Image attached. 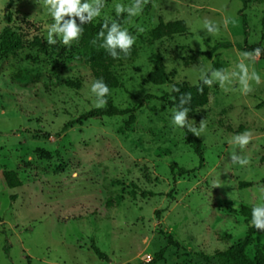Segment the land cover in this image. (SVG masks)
I'll return each instance as SVG.
<instances>
[{
	"label": "rangeland",
	"instance_id": "obj_1",
	"mask_svg": "<svg viewBox=\"0 0 264 264\" xmlns=\"http://www.w3.org/2000/svg\"><path fill=\"white\" fill-rule=\"evenodd\" d=\"M133 2L109 0L93 19L99 24L108 17L135 37L130 53L111 68L118 87L110 98L132 110L128 124L129 114L79 121L99 108L91 91L95 78L80 58L79 40L65 45L56 36L55 44L47 43L55 22L47 0H0V33L8 26L27 43L14 55L0 54V264H223L215 253L253 226L238 211L262 203L264 57L242 54L264 47V0H248L243 10L246 41L239 0H148L137 16L116 14L115 4ZM160 20H184L187 31L149 43ZM205 20L219 31L209 34ZM33 41L39 45H28ZM218 42L232 46L211 59L199 55ZM156 54L167 80L153 67ZM241 60L261 79L249 81L247 94L238 78ZM212 62L222 67L224 85L209 86L205 106L184 105L189 125L200 132L197 155L172 123L170 92L196 85ZM245 131L251 140L241 149L233 138ZM233 153L249 163H233ZM179 168L190 173L181 176ZM257 250H264L261 229L247 257Z\"/></svg>",
	"mask_w": 264,
	"mask_h": 264
},
{
	"label": "trees",
	"instance_id": "obj_2",
	"mask_svg": "<svg viewBox=\"0 0 264 264\" xmlns=\"http://www.w3.org/2000/svg\"><path fill=\"white\" fill-rule=\"evenodd\" d=\"M109 0H105L107 2ZM242 2L243 8L240 10V15L242 19V27H243V35L244 40L246 41V37L248 36V22L246 19L243 10L246 8L248 4V0H239ZM11 3V2H10ZM87 15V13H85ZM76 23L81 25V20L79 17H76ZM264 23V18H263ZM103 23L96 24L92 20L90 23L82 24L84 31L80 36L79 44L81 47V60L83 63L90 69L92 72L93 77L96 80L103 79L106 85L109 88V93L104 97L106 100V104L103 107L94 108L79 117V121H87V120H94V119H102L103 117H115V116H123L129 114L128 124L132 123L134 120V116L132 114V110L129 109H119L113 105L110 93L111 90L118 87V81L113 76L111 72L112 66L123 57L125 54L117 49L119 54V58H113L108 51L101 47L103 43V39H97L98 33L101 31ZM187 31V25L184 20H175L169 22H163L160 20L158 24L150 31L148 42L154 43L159 41L163 38H169L175 35H182ZM107 34L105 30V35ZM96 41L93 43V41ZM26 41L24 40L23 36L20 33L12 30L10 27H5L2 29L0 33V54L3 56L7 55H14L18 51L22 50L26 46ZM30 46H38L37 41H33L28 43ZM232 44L230 42H218L214 44L208 51L200 52L199 55L206 56L208 59H211L213 55L222 48H230ZM261 48V57H264V47H256ZM253 47L248 48L249 51L256 49ZM54 51H57L55 47H52ZM153 67L158 75L161 77L162 80H167V74L164 69V65L162 62V57L160 54H156L153 57ZM222 67L217 62H212L211 69L205 74L204 77L209 78L211 73L216 70H220ZM175 89H179L176 91ZM202 89V91H201ZM208 91L209 85L203 83L201 79L196 85L193 86H180L176 85L170 92L171 97L173 98V104L177 108L179 106V97L182 94L191 93V101L195 107H203L208 102ZM191 113L188 110V115ZM187 124L188 120H187ZM73 125V122L66 123L63 126V129H67ZM184 132V142L186 145L190 146L195 154L200 155L202 150V142L201 140L195 135L194 132L189 131V127L185 126L182 127ZM176 165H173L171 168L173 169ZM178 172L181 176L189 174L190 171L185 170L184 168H179ZM247 183H240V187L248 186ZM135 195V192H132ZM143 197L146 195H152L151 193H143L141 194ZM107 205L110 206L111 203L107 202ZM234 211V210H233ZM238 213L244 217L246 223H248L252 219V211L242 206L240 207ZM258 229L254 226H249L247 228L246 237L236 243L235 245L231 246L225 251H217L215 253L216 257L221 259L223 264H264V250H257L252 260H250L246 255V248L251 241V237L254 233H256ZM169 244L178 247V244L172 240V238L168 237ZM91 249L95 253V255L99 259H106L105 254H103L94 244L91 245ZM159 259H161V254L157 255Z\"/></svg>",
	"mask_w": 264,
	"mask_h": 264
},
{
	"label": "clouds",
	"instance_id": "obj_3",
	"mask_svg": "<svg viewBox=\"0 0 264 264\" xmlns=\"http://www.w3.org/2000/svg\"><path fill=\"white\" fill-rule=\"evenodd\" d=\"M51 5L48 9L50 15L54 19V23L49 27L47 34V43L55 44L56 39L54 37L60 36L63 44L70 45L73 40H78L82 35L84 29L81 26L85 23H90L94 18L101 15L102 9L105 7V0H47ZM148 3V0H134V2L128 6H124L120 3L115 4L116 14L119 16L123 13H127L128 17H134L139 15L143 11V6ZM87 13V15H85ZM65 15H69L72 18L69 20H63ZM76 17L81 20V25L76 23ZM63 21V22H62ZM204 26L209 34H215L219 31L218 25L209 20L204 21ZM105 30L107 34L105 35ZM140 31H143L141 28ZM97 39H103L101 47L105 48L113 58H119L117 49L122 51L125 55L130 53L131 47L135 43V37H133L127 28L121 26L115 20H111L108 17H104V22L101 27V31L97 35ZM96 41L94 40L93 43ZM261 48L254 49L253 52H244L242 54L245 59H255L261 55ZM239 72L238 78L242 85V90L245 94L252 91L249 81L255 80L257 84L261 82L260 76L254 70L250 73L249 67L241 60L238 64ZM223 69L213 72V78L209 79L202 76L203 83L211 86L214 81H219L221 86L224 85L225 77L222 75ZM179 91V89H175ZM91 91L97 97V107H103L106 104L104 97L109 93V88L103 79L96 80L92 86ZM202 91V89H201ZM191 100V93L182 94L179 97V106L173 110L172 123L179 127H189V131L194 132L196 136L200 135V132L194 129L191 125L187 124L188 109L184 107L185 104ZM204 124L201 123L200 129L203 130ZM234 142L243 149L251 140V133L245 131L238 134L233 138ZM232 141H230L231 143ZM233 163H238L241 166H245L249 163L248 158L237 156L235 153L231 157ZM261 193L262 203L256 205L252 209V225L256 229L264 230V222L260 220V217L264 215V187L259 189Z\"/></svg>",
	"mask_w": 264,
	"mask_h": 264
}]
</instances>
